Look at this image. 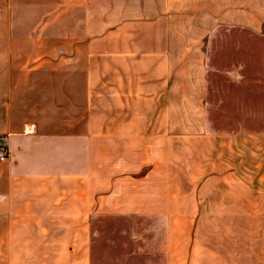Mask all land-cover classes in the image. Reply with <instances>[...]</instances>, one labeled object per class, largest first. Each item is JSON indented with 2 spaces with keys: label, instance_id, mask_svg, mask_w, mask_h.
Returning <instances> with one entry per match:
<instances>
[{
  "label": "crops",
  "instance_id": "obj_1",
  "mask_svg": "<svg viewBox=\"0 0 264 264\" xmlns=\"http://www.w3.org/2000/svg\"><path fill=\"white\" fill-rule=\"evenodd\" d=\"M223 29L264 0H0V264H93L106 215L165 222L152 264H264V129L209 118Z\"/></svg>",
  "mask_w": 264,
  "mask_h": 264
},
{
  "label": "rangeland",
  "instance_id": "obj_2",
  "mask_svg": "<svg viewBox=\"0 0 264 264\" xmlns=\"http://www.w3.org/2000/svg\"><path fill=\"white\" fill-rule=\"evenodd\" d=\"M206 45V96L213 127L264 129V29L260 33L223 29ZM164 224L160 220L100 216L94 229L93 264L159 262L165 257Z\"/></svg>",
  "mask_w": 264,
  "mask_h": 264
},
{
  "label": "built area",
  "instance_id": "obj_3",
  "mask_svg": "<svg viewBox=\"0 0 264 264\" xmlns=\"http://www.w3.org/2000/svg\"><path fill=\"white\" fill-rule=\"evenodd\" d=\"M5 157H6L5 150L0 147V161L5 160Z\"/></svg>",
  "mask_w": 264,
  "mask_h": 264
}]
</instances>
